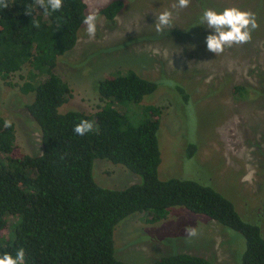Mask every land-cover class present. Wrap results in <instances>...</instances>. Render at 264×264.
<instances>
[{
  "label": "rangeland",
  "instance_id": "1",
  "mask_svg": "<svg viewBox=\"0 0 264 264\" xmlns=\"http://www.w3.org/2000/svg\"><path fill=\"white\" fill-rule=\"evenodd\" d=\"M113 0H88L99 10L98 30L90 40L85 25L76 46L59 57L55 72L70 85L73 96L59 111L95 113L104 102L99 82L119 69L132 68L155 81L157 89L142 101L120 108L140 121L130 109L163 107L158 132L162 179L179 177L210 185L231 199L240 215L258 224L264 235V95L259 88L264 72V0H191L184 9L176 0H123L114 22L101 9ZM238 7L256 14L259 28L250 43L226 48L216 56L207 51L206 37L214 30L197 22L206 8L222 11ZM171 10L173 25L155 31V14ZM187 30V31H186ZM29 67L12 74L11 84L0 78V114L16 126L22 153L43 151L38 123L27 105L35 97L21 86ZM249 87L248 99L235 97L233 87ZM255 86V87H254ZM189 95L184 99V92ZM197 145L188 157V146ZM93 175L104 187L124 188L142 182V176L108 159L94 160ZM136 212L118 223L114 231L115 255L130 264H151L171 254L187 252L207 257L215 264H243L246 239L212 218L184 206H173L168 216L150 222ZM197 227L189 240L186 226Z\"/></svg>",
  "mask_w": 264,
  "mask_h": 264
},
{
  "label": "trees",
  "instance_id": "2",
  "mask_svg": "<svg viewBox=\"0 0 264 264\" xmlns=\"http://www.w3.org/2000/svg\"><path fill=\"white\" fill-rule=\"evenodd\" d=\"M8 3L0 8V78L11 84L12 74L29 67L21 90L35 94L27 109L40 127L43 151L36 156L22 153L15 123L5 128L6 118L0 114V255H14L23 247L25 264H130L115 255L118 223L136 212L157 222L168 216L171 207L184 206L240 232L247 244L243 264H264L261 227L245 220L231 199L196 180L160 178L158 132L163 107L130 109L136 118L143 115L140 121L121 110L154 92L155 81L132 68L119 69L99 82L104 104L95 113L59 111L73 91L55 68L59 57L79 40L88 8L84 0H63L59 11L47 14L35 0ZM123 7V0H113L101 13L114 22ZM259 76L260 87H249L264 95V72ZM249 87L235 85V97L248 99ZM184 93L187 101L189 95ZM83 119L93 121L94 129L79 136L73 128ZM197 149L195 143L189 144L188 157ZM96 158L123 165L141 175L142 182L124 188L100 185L93 175ZM151 264L215 263L181 252Z\"/></svg>",
  "mask_w": 264,
  "mask_h": 264
},
{
  "label": "clouds",
  "instance_id": "3",
  "mask_svg": "<svg viewBox=\"0 0 264 264\" xmlns=\"http://www.w3.org/2000/svg\"><path fill=\"white\" fill-rule=\"evenodd\" d=\"M88 4V0H84ZM191 0H176L172 5L173 8L184 9L190 6ZM35 4L43 8L47 14L49 10L59 11L63 6V0H35ZM9 7L8 0H0V8ZM29 15L31 13L27 10ZM99 10L91 5L87 14L83 18L85 32L90 40L95 39L98 30ZM155 31L164 33V31L173 25V13L171 10L161 11L155 14ZM197 25H205L208 29L214 30L213 34L206 37L207 51L214 53L216 56L224 53L226 48L234 45H243L250 43L252 33L259 28V22L256 14L243 10L238 7H226L222 11H217L213 8L203 10ZM35 27H39V22L35 23ZM187 31V30H186ZM11 120L4 121V127L12 126ZM94 129V122L87 119L77 123L73 131L79 136H84ZM186 237L191 240L198 236L197 227L186 226ZM26 252L23 247L18 248L15 254L4 252L0 255V264H25Z\"/></svg>",
  "mask_w": 264,
  "mask_h": 264
}]
</instances>
